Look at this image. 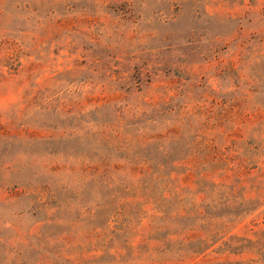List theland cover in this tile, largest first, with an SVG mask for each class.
I'll list each match as a JSON object with an SVG mask.
<instances>
[{"label":"rangeland","instance_id":"rangeland-1","mask_svg":"<svg viewBox=\"0 0 264 264\" xmlns=\"http://www.w3.org/2000/svg\"><path fill=\"white\" fill-rule=\"evenodd\" d=\"M0 264H264V0H0Z\"/></svg>","mask_w":264,"mask_h":264},{"label":"trees","instance_id":"trees-1","mask_svg":"<svg viewBox=\"0 0 264 264\" xmlns=\"http://www.w3.org/2000/svg\"><path fill=\"white\" fill-rule=\"evenodd\" d=\"M154 138L156 141L160 142V145H164V135L157 133ZM165 157L166 156L163 151L157 156L143 155V157H135L131 160L133 164L131 165V171L138 173H141L142 171L147 173L148 171V177L153 181L163 184L165 188L173 179L171 178V172L165 171ZM141 164H146V167H141ZM183 193L184 191L180 188L179 192L178 190L173 191L172 200L169 198L165 199L160 195L162 198L157 199L158 201H153V210L157 213L155 219L159 221V226L164 229L163 231H159L157 233L162 232L167 235L175 234L182 221L188 217L197 219L198 221H205L212 214H215L211 207H209L210 205L208 203H195L192 200H187L183 197ZM233 210H235V213L238 209ZM132 240L133 239H131V242ZM168 244V241L163 243V245H165V249Z\"/></svg>","mask_w":264,"mask_h":264}]
</instances>
